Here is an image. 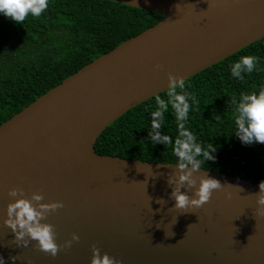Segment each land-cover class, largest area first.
Instances as JSON below:
<instances>
[{
  "label": "water",
  "instance_id": "1",
  "mask_svg": "<svg viewBox=\"0 0 264 264\" xmlns=\"http://www.w3.org/2000/svg\"><path fill=\"white\" fill-rule=\"evenodd\" d=\"M109 1L165 18L0 125V256L5 264H89L95 246L120 264H264L259 184L200 169L192 179L206 172L221 188L198 208L177 209V164L94 149L107 127L167 91L169 73L185 81L262 39L264 0ZM13 188L61 202L43 221L54 227L55 256L35 241L15 242L4 224ZM181 191L191 197L194 188Z\"/></svg>",
  "mask_w": 264,
  "mask_h": 264
},
{
  "label": "trees",
  "instance_id": "2",
  "mask_svg": "<svg viewBox=\"0 0 264 264\" xmlns=\"http://www.w3.org/2000/svg\"><path fill=\"white\" fill-rule=\"evenodd\" d=\"M164 18L109 0H48L40 16L29 15L21 24L0 15V125L65 78ZM244 55H255L259 62L240 80L231 75L230 66ZM261 89L264 37L184 81V91L196 100L186 128L198 143H212L217 149L212 153L215 160L201 169L255 184L264 181V144L246 145L239 140L231 103L233 97ZM160 96L167 100L166 92ZM155 108L154 97L121 116L98 137L96 153L150 164H177L174 142L178 128L171 107L159 131L173 143L153 144L148 139L150 111Z\"/></svg>",
  "mask_w": 264,
  "mask_h": 264
},
{
  "label": "clouds",
  "instance_id": "3",
  "mask_svg": "<svg viewBox=\"0 0 264 264\" xmlns=\"http://www.w3.org/2000/svg\"><path fill=\"white\" fill-rule=\"evenodd\" d=\"M47 7L48 0H0V15L21 24L29 15L40 16ZM258 62L259 58L255 55L241 56L230 66L231 75L243 80L244 74L253 72ZM155 67L159 68L160 66L155 65ZM167 80V100L156 95V108L150 111L151 131L148 139L153 144L169 145L173 143L170 136L162 135L159 131L164 124L165 113L171 107L178 128L174 151L180 170L175 181L177 186L172 190L171 197L174 200V207L177 209L198 208L209 200L213 190L220 189L222 186L220 181L210 177L206 172L205 175L200 176L198 183L192 179L193 173L200 170L203 164L215 160L212 153L217 149L212 143L207 145L198 143L196 136L186 128L185 122L188 120L191 106L196 103V100L195 97L184 91L183 79L169 73ZM231 103L235 105L234 123L237 128L235 135L239 140L246 145L253 142L264 144V89L259 92L241 94L238 99L233 97ZM185 184L190 189L194 188L191 197L187 191H181V187ZM258 187L257 204L260 207L257 215H264V181H261ZM8 194L18 198L6 205L4 224L13 232L18 246L26 247L29 241H35L39 250L55 256L60 246L55 241L54 227L43 221L49 210L54 211L62 207L61 202L38 203L43 199L41 195L32 193L30 198H25L23 190L16 188L10 189ZM77 239L78 237L73 234L72 240ZM70 243L71 241H65L64 246L68 247ZM91 251L89 264H120L119 260H115L107 253H101L95 246H92ZM9 259L16 260L17 257H9ZM0 264H5L3 256H0Z\"/></svg>",
  "mask_w": 264,
  "mask_h": 264
},
{
  "label": "rangeland",
  "instance_id": "4",
  "mask_svg": "<svg viewBox=\"0 0 264 264\" xmlns=\"http://www.w3.org/2000/svg\"><path fill=\"white\" fill-rule=\"evenodd\" d=\"M258 85L260 86V83Z\"/></svg>",
  "mask_w": 264,
  "mask_h": 264
}]
</instances>
